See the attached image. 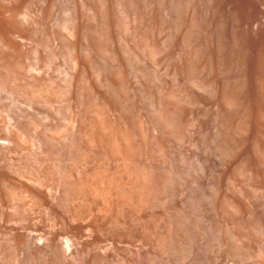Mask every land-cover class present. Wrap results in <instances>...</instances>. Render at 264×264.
Returning <instances> with one entry per match:
<instances>
[{"label":"bare ground","instance_id":"1","mask_svg":"<svg viewBox=\"0 0 264 264\" xmlns=\"http://www.w3.org/2000/svg\"><path fill=\"white\" fill-rule=\"evenodd\" d=\"M0 264H264V0H0Z\"/></svg>","mask_w":264,"mask_h":264}]
</instances>
